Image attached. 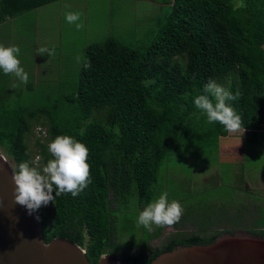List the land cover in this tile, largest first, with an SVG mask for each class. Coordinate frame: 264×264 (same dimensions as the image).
<instances>
[{"label":"trees","instance_id":"16d2710c","mask_svg":"<svg viewBox=\"0 0 264 264\" xmlns=\"http://www.w3.org/2000/svg\"><path fill=\"white\" fill-rule=\"evenodd\" d=\"M54 1L0 0V23ZM171 1L166 22L144 51L114 37L86 48L76 85L64 97L66 110L45 104L16 107L10 89L0 84V146L14 160L15 171L22 161L34 160L27 138L38 124L47 129L46 140L37 139L41 165L53 158L48 144L58 135L88 147L87 187L75 197H56L53 186L51 224L42 206L36 212L46 242L65 237L86 248L91 263L136 246L120 243L116 213L134 200L143 206L153 202L166 160L203 128L207 115L195 107L194 98L204 94L209 80L226 84L237 97L228 103L240 116L245 137L264 139V0ZM215 123L212 134L228 135ZM239 179L242 183V174ZM259 220L264 227V210ZM220 233L177 235L124 261L150 264L177 244L210 243ZM252 233L264 235V230Z\"/></svg>","mask_w":264,"mask_h":264},{"label":"rangeland","instance_id":"374dc122","mask_svg":"<svg viewBox=\"0 0 264 264\" xmlns=\"http://www.w3.org/2000/svg\"><path fill=\"white\" fill-rule=\"evenodd\" d=\"M171 2L58 0L8 18L0 23V45L19 46L18 59L28 73V83L24 84L14 74L6 75L0 69V84H5L6 90L10 89L11 103L16 107L45 104L66 110L68 103L64 97L76 85L81 65L86 58V48L90 44L103 43L114 37L129 47L144 51L154 42L166 22ZM69 11L82 13L79 22L84 24L83 29L77 30L74 24L66 22L65 14ZM42 46L54 48L55 54H39L37 50ZM223 86L226 87V84ZM201 124L203 128L189 134L186 145L174 150L173 155L164 163L153 199L156 200L166 192L169 202L178 201L183 208L180 220L172 226L152 225V230L147 231L137 225L138 215L146 206H139L136 200L127 207L121 204V211L116 213V221L119 241L124 246H159L171 237L173 230L203 235L221 230H262L259 219L264 210V183L260 180L259 183H251L245 174L246 184L243 189L248 187L259 190L262 199L260 201L255 198L253 202L246 196L248 192L243 194L236 184L240 180L237 177L241 178L244 170L250 176L256 174L257 170L264 172V147L248 143L240 130L217 137L214 135L216 123H209L207 116ZM46 132V127L38 124L28 135L34 159L40 157L37 139L44 142ZM235 133L238 135L235 136ZM0 148L15 166L5 149ZM257 203L260 205L255 206ZM42 208L47 223L51 224L55 215L54 201L42 205ZM126 211L130 213L126 215ZM237 213L239 221H235ZM151 237L153 241H150ZM139 247L126 246L119 253H138ZM110 252L116 256L118 254L115 250Z\"/></svg>","mask_w":264,"mask_h":264},{"label":"clouds","instance_id":"9594fccd","mask_svg":"<svg viewBox=\"0 0 264 264\" xmlns=\"http://www.w3.org/2000/svg\"><path fill=\"white\" fill-rule=\"evenodd\" d=\"M82 13L69 11L65 14L66 22L74 24L77 30L84 28L79 22ZM37 52L41 55L55 54V49L47 46L40 47ZM19 46L0 45V69L4 74H14L24 84L28 83V73L20 65ZM85 67H91L86 63ZM204 94L194 98V105L207 115L209 123L219 122L226 132L239 131L241 118L228 103L237 97L215 80H209L204 85ZM48 151L52 159L46 164H40V157L34 160L22 161L18 171L13 173L15 188V202L25 205L29 213L53 201V186L55 196L71 193L73 197L87 187L90 182V164L88 162L89 149L83 143L68 135H58L49 144ZM168 194L162 193L156 200L150 202L137 218V225L147 231L152 225L158 227L172 226L177 223L183 213L178 201H168ZM108 253L102 254L99 261L106 260Z\"/></svg>","mask_w":264,"mask_h":264},{"label":"water","instance_id":"95a60500","mask_svg":"<svg viewBox=\"0 0 264 264\" xmlns=\"http://www.w3.org/2000/svg\"><path fill=\"white\" fill-rule=\"evenodd\" d=\"M15 166L0 148V264H92L86 249L65 238L46 242L38 213L15 202ZM95 264H125L113 254ZM150 264H264V235L219 234L206 244H177Z\"/></svg>","mask_w":264,"mask_h":264},{"label":"crops","instance_id":"0c3cea01","mask_svg":"<svg viewBox=\"0 0 264 264\" xmlns=\"http://www.w3.org/2000/svg\"><path fill=\"white\" fill-rule=\"evenodd\" d=\"M58 1V0H57ZM240 131H241V133H242V135H244L245 136V130L243 129V128H241L240 127V129H239ZM235 136H237L238 134L237 133H235L234 134ZM246 138V137H245ZM246 140H247V142L248 143H252V144H254V146H258V145H261V146H263L264 147V139H263V137H259L258 139H256V142H254V141H250V140H248L247 138H246ZM249 154V153H248ZM261 170H257V172H256V174H254L253 176H250V173H248V171L246 172V170H244V171H242V175H243V177H244V180H243V182L242 183H240L239 182V180H238V183L236 184L237 185V188L239 189V186H241L242 187V189H239L240 190V192H243V194H246V191L248 192L247 194H246V196H248V198L250 199V201L252 200V202L254 201V199L256 198V200H260V201H262V199L260 198V195L258 194V191H255L254 189L253 190H251V189H248V187H246V189H243L244 187H243V185H245L246 184V177H245V174H246V176H247V178H248V180L249 181H251V183H259L258 181L260 180L262 183H264V172H260ZM245 172V173H244ZM237 179H239V177H237ZM261 183V184H262ZM248 194H253V195H248ZM260 205V203H257L255 206H259Z\"/></svg>","mask_w":264,"mask_h":264},{"label":"flooded vegetation","instance_id":"af4514ba","mask_svg":"<svg viewBox=\"0 0 264 264\" xmlns=\"http://www.w3.org/2000/svg\"><path fill=\"white\" fill-rule=\"evenodd\" d=\"M139 206H143V205H139ZM253 207V206H252ZM254 208H257V207H255L254 206ZM237 214H239V213H237ZM236 214V215H237ZM39 217H40V215H39ZM236 217V216H235ZM262 229L264 230V227H262ZM171 232V231H170ZM169 232V233H170ZM226 231H224V230H221V233H225ZM171 233H173L172 235H171V237H174V236H177V235H180V236H186V237H189V236H192L193 234H198L197 232H185V231H182V232H176V231H174L173 230V232H171ZM215 233V232H214ZM220 233V234H221ZM233 233V232H232ZM201 234V233H200ZM213 234V233H212ZM212 234H210V235H205V236H211ZM201 235H203V234H201ZM219 235V234H218ZM171 237L170 238H168V240H166L163 244H161V245H159V246H150L149 244L147 245V246H145V247H139L138 245H136L137 247H139L140 248V251L138 252V253H130V254H127V255H123V254H120L119 252L122 250H120V251H118V254H117V257L119 258V259H121L124 263H125V261H124V258L125 257H127V256H129V255H132V254H135V255H137V254H140L141 252H143V249L144 248H157V247H163L164 245H167V244H169L170 242H171ZM153 238L151 237L150 238V241H153L152 240ZM149 242V241H148ZM123 248H125V247H123ZM86 249V248H85ZM109 254H112V253H109ZM116 256V255H115ZM92 264H95V263H92ZM126 264V263H125Z\"/></svg>","mask_w":264,"mask_h":264}]
</instances>
